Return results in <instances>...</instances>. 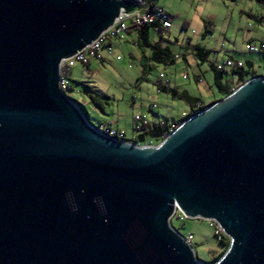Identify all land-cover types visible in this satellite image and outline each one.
I'll return each mask as SVG.
<instances>
[{"label":"water","instance_id":"obj_1","mask_svg":"<svg viewBox=\"0 0 264 264\" xmlns=\"http://www.w3.org/2000/svg\"><path fill=\"white\" fill-rule=\"evenodd\" d=\"M131 8L0 0V264H205L175 209L230 239L214 264H264V76L141 147L58 89L60 63Z\"/></svg>","mask_w":264,"mask_h":264},{"label":"rangeland","instance_id":"obj_2","mask_svg":"<svg viewBox=\"0 0 264 264\" xmlns=\"http://www.w3.org/2000/svg\"><path fill=\"white\" fill-rule=\"evenodd\" d=\"M156 6L169 14L171 26L161 37L151 31L150 42L167 47L171 56L179 57L176 62L152 60V50L138 47L136 34L131 32L123 40L113 41V53L102 54L103 61L90 60L87 67L73 63L65 76L69 88L66 97L77 103L90 124L111 125L129 142L141 133L136 131L140 119L172 123L188 114L189 102L178 97L183 92L198 99L201 106L223 99L214 86L210 63L222 64L229 58L251 60L257 75L264 76V54L246 50L249 44H264V23L255 20L264 18V5L248 0H157ZM196 47L210 52L207 61L195 56ZM230 72L223 73V85L235 83ZM160 74L177 87V94L158 90ZM184 74L188 79L182 78ZM195 76L201 81L196 82ZM146 143L141 146L155 141L148 139ZM170 226L183 238L192 236L189 247L201 262H209L223 251L217 230L231 242L213 221L177 213Z\"/></svg>","mask_w":264,"mask_h":264},{"label":"built area","instance_id":"obj_3","mask_svg":"<svg viewBox=\"0 0 264 264\" xmlns=\"http://www.w3.org/2000/svg\"><path fill=\"white\" fill-rule=\"evenodd\" d=\"M111 1L127 2L131 4L132 8L129 11H125L121 9L118 17L115 19L113 24L109 28H107L105 31H103L91 44L87 45L82 50L76 52L72 57L64 59L60 63L58 89L62 93L65 94L67 90L69 89L68 83L65 80V76L72 68L73 63L87 64L89 63L90 60H93V59L100 60L101 50H105L108 54H112L113 53V48H112L113 41L123 40L125 36L128 35L127 33L131 27L154 25L158 27L155 30V32H157L159 35L160 34L162 35L164 30L169 29L171 26V23H170L171 18L169 14L159 9L156 5L151 7V0H111ZM159 29H161V31ZM246 50L249 53H258V54L262 53L263 54L264 44H259V45L249 44L246 47ZM178 59L179 57L175 56V60H178ZM116 60L119 61L120 58L117 56ZM244 65L245 64L243 61L237 60V59L235 60L233 58L227 59L222 64L214 63V67L216 71L218 72L241 69L244 67ZM182 78L188 79V75L184 74ZM158 80L163 84L169 83V80L165 78L164 75L162 74L159 75ZM186 116L187 114H184L181 120L168 123L167 130L162 135L161 139L162 140L166 139L171 133H173L176 129H178L185 121L184 118H186ZM139 122L140 123L136 126V131H139L142 127H145L151 124V122H148L142 119H140ZM159 124L161 126L164 125L163 122H159ZM97 129H98V132L110 138L118 139L121 141V138L123 137L122 133L117 130L112 129L111 125L99 126ZM124 143H128V142H124ZM145 146H152V145L149 144ZM177 213L181 214V212H179L178 209H175L171 219ZM215 235L218 237L219 241L223 239L222 237H220V233L218 230L215 232ZM192 239L193 238L191 235L183 238L184 242L188 245L192 241Z\"/></svg>","mask_w":264,"mask_h":264},{"label":"trees","instance_id":"obj_4","mask_svg":"<svg viewBox=\"0 0 264 264\" xmlns=\"http://www.w3.org/2000/svg\"><path fill=\"white\" fill-rule=\"evenodd\" d=\"M156 1L157 0H151V7L156 5ZM248 1H254L260 5H264V0H248ZM255 20L261 24L264 23V18H262V17H255ZM157 28L158 27H156L154 25L135 26V27H131L127 34L134 32L136 34V37H137L136 45L138 47L150 48L152 50V53H151V59L152 60L159 62V63H164V62H168V61H170L172 63L176 62L175 57L171 56L169 49L167 47H162L159 44H151L150 39H149L150 32L155 31ZM159 30L161 31V29H159ZM159 36L161 37V34ZM209 54H210L209 51H206L204 49H200L197 47L195 48V56L202 62L207 61ZM100 61H102V60L100 59ZM244 64H245V66L241 69L230 70L231 71L230 72L231 79L234 78L235 81H233V82H235V83H233V86H229L227 84L223 85V83H222L223 73L227 74L226 71L218 72V71H216V69L214 67V63H210V68L214 72V86H215L217 92L219 94H221L222 97L228 96L234 90H236L238 87H240L245 82H247L249 79L258 76L256 71L253 69V66L250 62H244ZM84 65L87 67L88 63L84 64ZM168 85H169V83L163 84L159 80L157 82V88L160 92L171 91L174 94H177V89L176 88H172V89L167 88L166 86H168ZM178 97L181 99L187 100V102H189V104L191 106V109H190L189 113L187 114L186 118H184V120H186L188 117H190L194 114H197L201 111H204L205 109H207L208 107H210L212 104L215 103L214 102V103H211L209 105L201 106L200 101L198 99L190 97L186 92H183ZM72 102L80 111V108L78 107L77 103L74 102L73 100H72ZM83 117H84V115H83ZM84 118L87 120L86 117H84ZM167 124L168 123H164V125L161 126L159 124V122H154V123H151L145 127H142L139 130V131H141V133H139L134 138V140H132L131 142L127 141L125 139V134L122 133L123 137L121 138V141L128 142V143H134L138 146H141V145L147 144L146 140L151 139V140L155 141V144H153V145H157L159 142L162 141L161 137L167 130ZM219 242L224 247L223 251L221 252V254H219L217 257H215L213 260H211L209 262H205V264H214L225 254L226 250L228 249L229 243L224 238Z\"/></svg>","mask_w":264,"mask_h":264},{"label":"crops","instance_id":"obj_5","mask_svg":"<svg viewBox=\"0 0 264 264\" xmlns=\"http://www.w3.org/2000/svg\"><path fill=\"white\" fill-rule=\"evenodd\" d=\"M102 52V53H101ZM106 51L105 50H101L100 51V56H101V60L103 61L104 59H103V56H102V54H104ZM98 60V59H97ZM237 60H241V59H237ZM100 61V60H99ZM245 62H250L251 64H252V66H253V69L255 70V67H254V63L251 61V60H246ZM89 64V63H88ZM257 73V72H256ZM195 80H196V82L198 81H201L199 78H198V76H195ZM171 82H170V80H169V86H168V88H176L177 89V87L176 86H174V85H172L171 87ZM187 93V92H186ZM151 123H154V122H151Z\"/></svg>","mask_w":264,"mask_h":264}]
</instances>
